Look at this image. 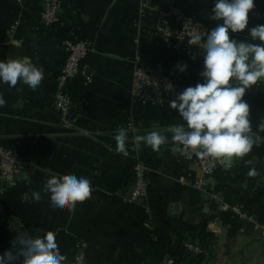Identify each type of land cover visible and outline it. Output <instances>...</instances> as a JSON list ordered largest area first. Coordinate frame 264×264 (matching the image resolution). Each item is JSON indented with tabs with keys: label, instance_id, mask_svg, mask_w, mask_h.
<instances>
[{
	"label": "crops",
	"instance_id": "0c3cea01",
	"mask_svg": "<svg viewBox=\"0 0 264 264\" xmlns=\"http://www.w3.org/2000/svg\"><path fill=\"white\" fill-rule=\"evenodd\" d=\"M169 7L199 20L207 31L216 26L209 19L213 0H60L53 23L42 18V0H0V60L27 56L44 69L36 90L20 82L15 87L0 84L5 100L0 107V147L12 148L24 163L16 185L4 183L0 189V253L11 248L16 232L8 228H14L34 237L56 232L65 264H75L78 241L86 244L84 264H150L149 238L168 236L179 242L192 232L214 236L213 264L248 252L264 257L256 230L231 213L236 206L264 222V145L243 158L224 160L209 176V188L221 198L213 202L195 187L201 175L196 156L172 150V134L166 129L185 124L178 112L170 102L149 106L132 97L138 63L151 64L167 76L179 87L178 94L202 82L200 49L173 48L178 24L162 20ZM258 24H264V0H254L249 13L248 27ZM247 34L245 29L230 35L243 40ZM74 40L85 41L89 51L79 73L61 90L71 103L63 120L54 100L66 57L63 44ZM177 64H186L187 70L180 72ZM244 99L255 131L264 120V82L254 85ZM121 127L128 130L127 155L117 151L115 136ZM153 130L167 135L169 143L159 151L143 144L137 149L134 137ZM137 163L148 170L144 204L125 201ZM251 168L256 176L248 175ZM53 174L89 178L90 198L72 211L54 209L42 191ZM25 175L31 184L25 183ZM32 191L41 192V200L22 202V194ZM229 242L235 244L234 251ZM172 249L174 256L178 243Z\"/></svg>",
	"mask_w": 264,
	"mask_h": 264
},
{
	"label": "clouds",
	"instance_id": "9594fccd",
	"mask_svg": "<svg viewBox=\"0 0 264 264\" xmlns=\"http://www.w3.org/2000/svg\"><path fill=\"white\" fill-rule=\"evenodd\" d=\"M254 9V0H213L209 19L216 26L206 32L197 30L189 40L203 50L201 81L180 92L170 101L169 107L176 110L185 124L166 129L171 133L173 151L196 150L198 154L220 159L243 158L254 147L264 145V120L253 130L250 105L244 99L254 85L264 82V24L249 25V13ZM243 40L230 34L244 32ZM195 59V57H193ZM180 72L186 64H177ZM44 79L43 67L37 66L30 57L0 60V84L15 87L18 82L36 90ZM5 104L0 94V107ZM158 129V125H154ZM128 130H117V151L127 155ZM135 147L141 144L159 151L169 143V137L160 130L134 137ZM248 163H251L250 161ZM249 176H256L251 168ZM31 184L28 175L23 177ZM42 191L50 198L51 206L60 211L75 209L78 202L90 198L93 188L87 177L53 174L44 181ZM41 192L22 194V202H39ZM56 232L44 231L32 236L28 231L16 230L11 248L0 253V264H65Z\"/></svg>",
	"mask_w": 264,
	"mask_h": 264
},
{
	"label": "built area",
	"instance_id": "2783aa9c",
	"mask_svg": "<svg viewBox=\"0 0 264 264\" xmlns=\"http://www.w3.org/2000/svg\"><path fill=\"white\" fill-rule=\"evenodd\" d=\"M45 9L42 18L46 23H53L57 20L60 0H42ZM173 19L178 24L177 32L172 36L173 48L182 52H190L200 49L196 45H190L189 40L197 33V30L206 32L205 26L197 19L184 15L175 8L169 7L163 15V22ZM66 53L64 64L58 75V88L60 93L55 96L54 107L59 112L63 120L70 114L71 103L62 94L61 90L80 71V61L88 54L89 47L85 41H66L63 44ZM179 87L167 76L160 73L151 64H135L131 81L132 97L139 103L149 106H163L170 102L171 94L178 91ZM185 154V153H184ZM186 155L196 156V165L201 175L195 183L198 190L205 192L213 202L219 203L220 196L214 193L208 186L209 176L222 164L220 159L200 155L196 150H187ZM24 163L19 159L17 153L12 148L0 147V178L9 186H15L19 181L23 171ZM147 168L137 163L133 167V178L131 188L127 191L125 201L128 203L144 204L147 201ZM231 213L234 218L251 225L256 230L258 239L264 243V222H259L254 216H250L238 207H232ZM10 233L16 232L14 228H8ZM184 249L194 253H201L198 246L185 243ZM75 264H84L86 261V244L76 242L74 254ZM164 264H172V260L165 259Z\"/></svg>",
	"mask_w": 264,
	"mask_h": 264
},
{
	"label": "trees",
	"instance_id": "16d2710c",
	"mask_svg": "<svg viewBox=\"0 0 264 264\" xmlns=\"http://www.w3.org/2000/svg\"><path fill=\"white\" fill-rule=\"evenodd\" d=\"M175 241L171 237L166 236L164 239L152 237L147 241V259L150 264H161L165 259L172 260V264H212L215 261L213 254V246L215 238L212 235H206L200 232H192L182 239ZM174 256H172V248L176 247ZM185 243L198 246L201 253L194 254L182 246Z\"/></svg>",
	"mask_w": 264,
	"mask_h": 264
},
{
	"label": "rangeland",
	"instance_id": "374dc122",
	"mask_svg": "<svg viewBox=\"0 0 264 264\" xmlns=\"http://www.w3.org/2000/svg\"><path fill=\"white\" fill-rule=\"evenodd\" d=\"M232 242H229V247L232 248V246L234 248H232V250H235V244H231ZM264 253V251H263ZM219 261V260H217ZM161 264H164V262L162 261ZM213 264V263H212ZM218 264H264V257L260 258L259 254H256V252H248L247 254L243 253V254H236L234 256H232L231 258H227V260H225L224 258L220 259V262H218Z\"/></svg>",
	"mask_w": 264,
	"mask_h": 264
},
{
	"label": "water",
	"instance_id": "95a60500",
	"mask_svg": "<svg viewBox=\"0 0 264 264\" xmlns=\"http://www.w3.org/2000/svg\"><path fill=\"white\" fill-rule=\"evenodd\" d=\"M199 54H200V55H204V52H203L202 49L199 50ZM177 95H178V92H177V91L172 92V94H171V98H172V100L176 99ZM229 160H230V159H225V162L228 163ZM4 183H5V181H4L3 179L0 178V189L3 188ZM31 235L34 236L33 233H31Z\"/></svg>",
	"mask_w": 264,
	"mask_h": 264
}]
</instances>
